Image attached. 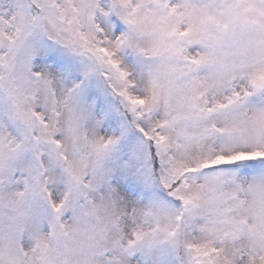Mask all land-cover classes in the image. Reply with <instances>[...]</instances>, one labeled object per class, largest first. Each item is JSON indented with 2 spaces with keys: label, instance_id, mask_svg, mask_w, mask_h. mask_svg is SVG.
Returning <instances> with one entry per match:
<instances>
[{
  "label": "snow or ice",
  "instance_id": "snow-or-ice-1",
  "mask_svg": "<svg viewBox=\"0 0 264 264\" xmlns=\"http://www.w3.org/2000/svg\"><path fill=\"white\" fill-rule=\"evenodd\" d=\"M0 264H264V0H0Z\"/></svg>",
  "mask_w": 264,
  "mask_h": 264
}]
</instances>
